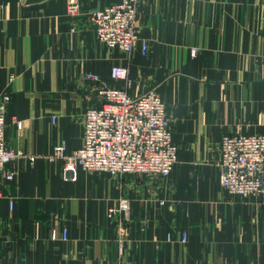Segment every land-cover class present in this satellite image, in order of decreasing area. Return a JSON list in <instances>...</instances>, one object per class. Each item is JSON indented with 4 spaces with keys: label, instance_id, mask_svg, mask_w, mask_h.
<instances>
[{
    "label": "crops",
    "instance_id": "crops-1",
    "mask_svg": "<svg viewBox=\"0 0 264 264\" xmlns=\"http://www.w3.org/2000/svg\"><path fill=\"white\" fill-rule=\"evenodd\" d=\"M67 1L0 0L4 137L22 154L0 171V264H264V197L228 194L217 168L223 135L264 134V0H141L146 55L97 39L90 14L119 0H74L73 17ZM102 85L160 94L177 146L167 177L49 158L82 145ZM120 196L129 211L112 214Z\"/></svg>",
    "mask_w": 264,
    "mask_h": 264
},
{
    "label": "built area",
    "instance_id": "built-area-1",
    "mask_svg": "<svg viewBox=\"0 0 264 264\" xmlns=\"http://www.w3.org/2000/svg\"><path fill=\"white\" fill-rule=\"evenodd\" d=\"M141 0H119L93 11L90 20L97 39L111 48L129 55L139 40L140 52L146 55L148 43L138 37L137 12ZM76 1H67L66 14L78 15ZM126 65L115 64L110 77L127 80ZM86 78L100 81L97 73H86ZM128 84V82H127ZM98 103L82 113L83 141L80 147L65 153L63 143L56 145L50 159L64 160V170L107 172L112 176L124 174L167 177L177 159V146L172 142L166 118L165 104L155 89L131 95L126 88L100 86ZM9 96H0V171L22 154L7 146L5 112ZM20 126V122H16ZM34 161V156L29 157ZM219 182L230 195L264 197V134H225L219 142L217 162ZM12 178V173L6 174ZM130 201L120 196L111 213H128ZM62 238H67L63 229ZM187 232H182L185 242Z\"/></svg>",
    "mask_w": 264,
    "mask_h": 264
},
{
    "label": "rangeland",
    "instance_id": "rangeland-1",
    "mask_svg": "<svg viewBox=\"0 0 264 264\" xmlns=\"http://www.w3.org/2000/svg\"><path fill=\"white\" fill-rule=\"evenodd\" d=\"M186 242V241H185ZM182 243H184V242H182Z\"/></svg>",
    "mask_w": 264,
    "mask_h": 264
}]
</instances>
